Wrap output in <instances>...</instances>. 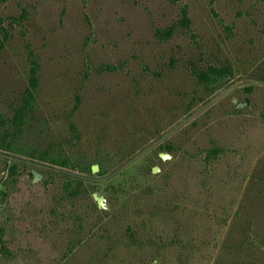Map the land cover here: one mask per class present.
Masks as SVG:
<instances>
[{
    "label": "rangeland",
    "instance_id": "rangeland-1",
    "mask_svg": "<svg viewBox=\"0 0 264 264\" xmlns=\"http://www.w3.org/2000/svg\"><path fill=\"white\" fill-rule=\"evenodd\" d=\"M34 77L30 144L134 164L75 195L0 154V264H264V0H0V122Z\"/></svg>",
    "mask_w": 264,
    "mask_h": 264
},
{
    "label": "trees",
    "instance_id": "trees-1",
    "mask_svg": "<svg viewBox=\"0 0 264 264\" xmlns=\"http://www.w3.org/2000/svg\"><path fill=\"white\" fill-rule=\"evenodd\" d=\"M188 21L189 18L187 16L182 20L184 25H187ZM232 75L233 73L228 66L210 65L207 69L201 68L196 72L198 80L210 89L223 84ZM262 79L264 81V77ZM29 83L19 101L13 107L12 116L4 117L0 122V154L12 156L15 160L13 168H17L20 165L19 163L30 162L35 165L45 166L56 172H67L70 176L65 183V188L71 194L76 195L81 191L82 193H88L90 188L87 186L86 181L90 178L92 180L94 175L105 178L109 176L112 170L111 166L119 168L115 172L120 170L123 173L132 166V163L134 164L131 155L126 152L121 153V151L113 154L109 153L107 154L108 157L104 159L97 158L93 161H87L79 156L70 154L64 145L57 142L43 149L30 144L27 139L31 133L37 135L45 132L48 128L47 122L38 117V79L34 77ZM165 150L169 153L173 152L172 146L169 145L165 147ZM219 153L220 150L214 148L212 151L207 152V156H218ZM95 164L100 166V170L96 174L93 171ZM110 189H112L113 194L121 195L126 186L124 184H113L112 186H107L106 190L110 192ZM0 244L4 249V253L7 252L5 247V228L2 226H0Z\"/></svg>",
    "mask_w": 264,
    "mask_h": 264
},
{
    "label": "water",
    "instance_id": "water-1",
    "mask_svg": "<svg viewBox=\"0 0 264 264\" xmlns=\"http://www.w3.org/2000/svg\"><path fill=\"white\" fill-rule=\"evenodd\" d=\"M160 156L164 160H166L168 158H171V155L170 154H167V153H161ZM99 169H100L99 165H94L93 166L94 172H98ZM154 171L157 172L158 171L157 168H155ZM94 197L97 200V202H98V204H99L100 207L106 208V200H105V197L103 195H100L99 193H95L94 194Z\"/></svg>",
    "mask_w": 264,
    "mask_h": 264
},
{
    "label": "flooded vegetation",
    "instance_id": "flooded-vegetation-1",
    "mask_svg": "<svg viewBox=\"0 0 264 264\" xmlns=\"http://www.w3.org/2000/svg\"><path fill=\"white\" fill-rule=\"evenodd\" d=\"M238 100H236V102H237ZM246 103H243V102H240V103H238V106H244ZM171 157H172V155H171ZM162 158V157H161ZM35 165V164H34ZM95 165H98V164H95ZM100 167V166H99ZM155 168H157V167H155ZM154 168V169H155ZM100 170V169H99ZM157 170H158V168H157ZM94 171V170H93ZM99 172V171H98ZM155 172V171H154ZM157 172H159V171H157ZM156 172V173H157ZM94 173H97V172H94ZM35 177H37V175H35ZM99 205V204H98ZM100 207V206H99ZM101 209H105V208H102V207H100ZM106 208H107V206H106Z\"/></svg>",
    "mask_w": 264,
    "mask_h": 264
}]
</instances>
